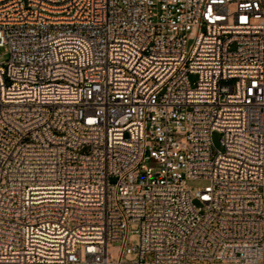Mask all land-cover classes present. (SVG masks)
<instances>
[{"label":"built area","instance_id":"obj_1","mask_svg":"<svg viewBox=\"0 0 264 264\" xmlns=\"http://www.w3.org/2000/svg\"><path fill=\"white\" fill-rule=\"evenodd\" d=\"M0 48V264H264V0H0Z\"/></svg>","mask_w":264,"mask_h":264},{"label":"rangeland","instance_id":"obj_2","mask_svg":"<svg viewBox=\"0 0 264 264\" xmlns=\"http://www.w3.org/2000/svg\"><path fill=\"white\" fill-rule=\"evenodd\" d=\"M189 45H191V43H189ZM6 60H7L6 49L0 48V62H5ZM190 80L193 83L197 80V77L192 75V76H190ZM221 139H222V135L220 133H214L213 134V143L218 150H222ZM209 184H210V182L208 180H205L202 178L201 179H190L187 181V186L194 193H196L198 190L204 189ZM137 229H138L137 226H135V225L131 226V230L133 232V233H131V235L129 237V245L131 247H135V246L139 245V242H140L139 236L137 233H135V231ZM129 259H130V257H129Z\"/></svg>","mask_w":264,"mask_h":264}]
</instances>
